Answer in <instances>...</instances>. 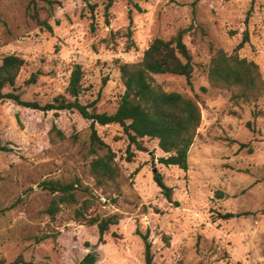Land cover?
Here are the masks:
<instances>
[{
	"label": "rangeland",
	"instance_id": "rangeland-1",
	"mask_svg": "<svg viewBox=\"0 0 264 264\" xmlns=\"http://www.w3.org/2000/svg\"><path fill=\"white\" fill-rule=\"evenodd\" d=\"M32 1L0 0V64L10 55L26 62L15 90L4 93L44 106L65 95L79 65L81 102L112 114L125 92L119 67L142 61L155 39L184 31L194 68L190 82L175 75L154 79L166 92L196 100L202 123L188 172L159 163L168 155L157 140L145 139L146 152L132 146L129 163L123 129L97 126L121 169L120 190L105 192L90 173V121L76 111L44 113L0 99V143L10 150H0V255L6 264L19 256L61 264L60 249L78 263L94 248L96 264H145L139 234L149 236L154 264H264V88L244 101L237 89L213 88L209 80L211 61L222 50L257 64L264 81V0H120L108 18L100 6L94 31L81 0H52V9L37 0L53 33L31 19ZM246 32L249 41L237 50ZM35 74L37 82L27 85ZM54 125L65 139L52 143ZM158 174L173 189L171 203L154 181ZM49 181L79 182V205H62L55 220L46 214L56 197L42 187ZM85 200L92 203L88 218L121 217L103 241L96 226L76 221ZM227 213L240 217L219 219Z\"/></svg>",
	"mask_w": 264,
	"mask_h": 264
},
{
	"label": "trees",
	"instance_id": "trees-1",
	"mask_svg": "<svg viewBox=\"0 0 264 264\" xmlns=\"http://www.w3.org/2000/svg\"><path fill=\"white\" fill-rule=\"evenodd\" d=\"M52 9L56 2L42 0ZM88 9L91 20V30H95V23L100 6L104 7L106 18L110 15L112 6L120 0H81ZM93 1H96L93 3ZM31 19L42 29L53 33V27L47 19H41V9L37 0L31 3ZM107 23L110 22L107 20ZM132 32L130 31V34ZM184 31L171 40L155 39L149 48L144 52L142 61L138 63H126L119 67L121 81L125 92L121 96L119 104L114 113L99 112L95 102L83 104L80 97L83 92L82 67L75 66L70 83L65 95L58 96L52 103L44 106L37 102H24L16 93H4L7 88L14 89L21 71L26 65L25 60L16 55L5 57L0 64V99L12 100L17 105L34 111L62 112L76 111L83 119L91 122L90 150L94 156L90 163V173L96 181V186L105 192L108 189L120 190L118 179L121 177V169L117 163L116 153L102 140L98 134L97 126L105 127L118 125L123 129L129 140L127 161L132 163L135 158L131 147L134 146L139 152H146L145 139L157 140L158 147L167 154L161 158L159 163L165 167H177L184 172L189 170V154L195 142L198 129L202 123V112L196 100L186 95L166 92L157 85L154 76L175 75L185 77L189 82L194 71L192 56L184 42ZM249 41L246 32L242 44L237 48L241 49ZM38 80L37 74L32 75L26 81L27 85L35 84ZM209 80L211 86L217 89H237V97L244 101L258 98L264 88L259 67L254 62H249L240 57L238 52L228 55L219 50L211 61ZM15 90V89H14ZM51 142L64 140V134L53 126ZM1 151H10L2 147ZM138 172L136 171L135 174ZM154 181L161 191V194L168 202H172L173 189L169 187L161 175H155ZM77 183H62L60 181L44 182L42 187L56 197L52 200L46 210L52 220H55L62 205H79L76 191ZM92 203L85 200L75 211L76 221L89 226H96L100 234V240L109 232L111 227L118 226L121 221L119 215L109 217L88 218L87 213ZM219 219L230 220L240 217L236 214H219ZM145 245V264H154L152 243L148 235L139 234ZM98 255L89 253L83 260L76 263L63 249H60L61 264H96ZM0 264L6 261L0 255ZM11 264H35L26 262L23 256H19Z\"/></svg>",
	"mask_w": 264,
	"mask_h": 264
},
{
	"label": "water",
	"instance_id": "water-1",
	"mask_svg": "<svg viewBox=\"0 0 264 264\" xmlns=\"http://www.w3.org/2000/svg\"><path fill=\"white\" fill-rule=\"evenodd\" d=\"M95 250V248L94 249H92V251L91 252H93Z\"/></svg>",
	"mask_w": 264,
	"mask_h": 264
}]
</instances>
